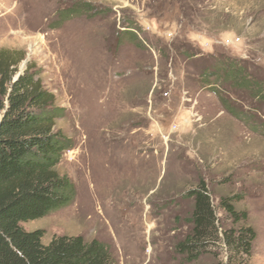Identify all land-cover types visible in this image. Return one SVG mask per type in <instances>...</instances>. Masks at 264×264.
<instances>
[{
  "label": "rangeland",
  "instance_id": "rangeland-1",
  "mask_svg": "<svg viewBox=\"0 0 264 264\" xmlns=\"http://www.w3.org/2000/svg\"><path fill=\"white\" fill-rule=\"evenodd\" d=\"M172 1L0 0V53L19 61L14 79L29 71L55 95L72 147L58 171L73 201L22 226L45 243L98 239L118 264H216L222 247L194 261L176 251L190 230L184 194L204 180L215 205L239 195L257 234L251 264H264V104L205 80L235 60L264 89V0Z\"/></svg>",
  "mask_w": 264,
  "mask_h": 264
},
{
  "label": "trees",
  "instance_id": "trees-1",
  "mask_svg": "<svg viewBox=\"0 0 264 264\" xmlns=\"http://www.w3.org/2000/svg\"><path fill=\"white\" fill-rule=\"evenodd\" d=\"M162 4L157 3L154 12H160ZM194 10L186 13L191 21L195 20ZM206 23L211 25L210 31L221 29L209 19ZM234 61L207 70L205 80L218 75L225 83L249 90L250 96L264 104V89L259 86L262 82H253L260 73ZM18 62L0 53V264H118L109 246L98 239L60 235L45 243L42 230L29 231L22 226L69 205L75 187L67 175L58 171L63 155L72 149L69 139L57 129L65 109L56 104L55 95L35 74L26 71L14 79L12 68ZM225 105L240 120L257 118ZM212 196L204 180L184 194L193 201L188 218L190 230L178 241L176 251L187 261H194L222 247L225 257L216 264H251L257 234L247 224V213L236 207L239 195L220 196L217 205ZM219 209L231 226L224 225L217 214Z\"/></svg>",
  "mask_w": 264,
  "mask_h": 264
}]
</instances>
